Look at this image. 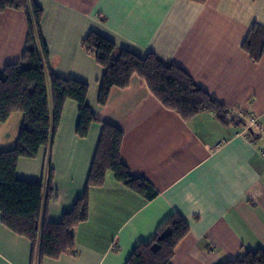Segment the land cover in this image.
<instances>
[{
  "label": "crops",
  "instance_id": "crops-1",
  "mask_svg": "<svg viewBox=\"0 0 264 264\" xmlns=\"http://www.w3.org/2000/svg\"><path fill=\"white\" fill-rule=\"evenodd\" d=\"M35 1L44 10L41 30L54 72L88 83L98 119L80 137L78 104L68 99L51 147L17 162V177L51 184L48 220L60 221L85 195L89 202L87 219L74 227L75 250L42 264H126L175 214L189 230L170 264H222L243 250H264V53L255 60L243 48L253 25H264V0ZM27 30L24 11H0V68L21 59ZM91 31L118 49L176 63L240 122H224L211 110L184 118L137 74L100 104L104 69L82 45ZM16 116L20 124L23 115ZM105 122L122 130L121 160L151 182L153 198L111 170L103 184H89ZM0 264H37L31 240L7 227L1 212Z\"/></svg>",
  "mask_w": 264,
  "mask_h": 264
},
{
  "label": "trees",
  "instance_id": "trees-1",
  "mask_svg": "<svg viewBox=\"0 0 264 264\" xmlns=\"http://www.w3.org/2000/svg\"><path fill=\"white\" fill-rule=\"evenodd\" d=\"M206 2L207 0H194ZM17 9L25 12L28 23L26 44L20 60L0 68V121L19 111L24 113L23 126L15 146L0 151V212L2 222L11 230L29 238L33 244V259L42 264L46 257L58 258L75 250L74 227L88 217V198H79L74 207L58 221L46 216L47 201L52 198L51 184L21 179L16 175L20 157H35L43 146L50 148L55 140L64 105L68 99L78 104L77 134L86 137L97 117L87 102L88 83L57 75L41 30L43 8L35 0H0V11ZM85 50L103 67L99 103L105 104L113 87H127L133 75L146 80L153 93L168 108L184 118L203 111H214L224 122L228 109L214 95L199 86L179 65L153 52L140 56L125 48L118 49L110 38L91 31L82 39ZM243 48L258 60L264 53V25L255 23L243 43ZM240 122V120H239ZM123 132L110 123L103 124L89 184L101 185L108 170L115 179L153 198L158 191L143 176L135 175L122 162L120 149ZM46 163L49 180L52 167ZM45 188L46 194H44ZM180 215H173L157 235L139 244L126 264H170L175 246L188 232ZM222 264H264V250H243L235 259Z\"/></svg>",
  "mask_w": 264,
  "mask_h": 264
},
{
  "label": "rangeland",
  "instance_id": "rangeland-1",
  "mask_svg": "<svg viewBox=\"0 0 264 264\" xmlns=\"http://www.w3.org/2000/svg\"><path fill=\"white\" fill-rule=\"evenodd\" d=\"M20 114L23 115L24 113L20 112L17 114H13L7 122H2V123L0 122V151L5 149H11L15 146L18 136L21 132V128L23 126V120H24V115H23V119L22 121H20L21 123L19 124V119H17L16 115H20ZM8 134L11 135L12 138L8 139L9 136Z\"/></svg>",
  "mask_w": 264,
  "mask_h": 264
}]
</instances>
